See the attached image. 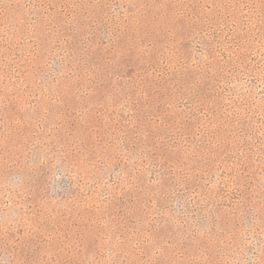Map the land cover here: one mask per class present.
I'll use <instances>...</instances> for the list:
<instances>
[{"label": "rangeland", "instance_id": "374dc122", "mask_svg": "<svg viewBox=\"0 0 264 264\" xmlns=\"http://www.w3.org/2000/svg\"><path fill=\"white\" fill-rule=\"evenodd\" d=\"M0 264H264V0H0Z\"/></svg>", "mask_w": 264, "mask_h": 264}]
</instances>
